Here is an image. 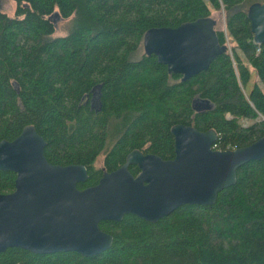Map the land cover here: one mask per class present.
<instances>
[{
  "label": "trees",
  "instance_id": "1",
  "mask_svg": "<svg viewBox=\"0 0 264 264\" xmlns=\"http://www.w3.org/2000/svg\"><path fill=\"white\" fill-rule=\"evenodd\" d=\"M13 1L12 16L0 9V140L33 125L50 163L86 167L77 188L95 185L133 149L172 158L176 123L214 129L218 149L264 135V43L256 50L247 17L264 0ZM220 8L226 33L215 29L231 54L227 48L206 70L182 81L143 52L148 28ZM55 12L73 16L63 36H53ZM14 180L0 169V193ZM98 225L113 241L94 256L9 247L0 264H264V157L240 166L212 204H184L156 222L125 214Z\"/></svg>",
  "mask_w": 264,
  "mask_h": 264
},
{
  "label": "water",
  "instance_id": "2",
  "mask_svg": "<svg viewBox=\"0 0 264 264\" xmlns=\"http://www.w3.org/2000/svg\"><path fill=\"white\" fill-rule=\"evenodd\" d=\"M54 16L59 15L49 18ZM247 17L253 40L263 44L264 2L251 3ZM216 23L205 16L176 27L148 28L142 49L186 81L227 50L219 42ZM170 132L172 158L133 149L118 168L83 189L76 184L87 179L86 167L50 163L43 152L46 142L33 125H25L12 140H0V169L15 173L14 189L0 193V252L21 247L94 256L113 241L100 221L133 214L156 222L184 204H212L218 192L235 183L240 166L264 157V135L246 146L218 150L211 147L217 138L214 129L176 123ZM129 165L137 166L136 175Z\"/></svg>",
  "mask_w": 264,
  "mask_h": 264
},
{
  "label": "rangeland",
  "instance_id": "3",
  "mask_svg": "<svg viewBox=\"0 0 264 264\" xmlns=\"http://www.w3.org/2000/svg\"><path fill=\"white\" fill-rule=\"evenodd\" d=\"M0 9L9 16H12L15 11V3L13 0H0ZM212 16L217 21L216 29L222 30L224 33H226L224 10L222 8H220L219 10H214L212 12ZM52 20H54V24H55V31L53 33V36H63L71 28L73 23V16L68 18H61L59 16H54L52 17ZM252 77L255 80L257 79L255 72L252 73ZM241 122L243 125L247 124L246 120L245 121L241 120Z\"/></svg>",
  "mask_w": 264,
  "mask_h": 264
},
{
  "label": "built area",
  "instance_id": "4",
  "mask_svg": "<svg viewBox=\"0 0 264 264\" xmlns=\"http://www.w3.org/2000/svg\"><path fill=\"white\" fill-rule=\"evenodd\" d=\"M226 43H227V46H228V49H229V52H230V47H229V43H228V39L226 38ZM254 43L257 45V49L256 50H259V45L260 44H258V43H256L255 41H254ZM230 54H231V52H230ZM243 121H245V120H243ZM213 149H218V148H216V143L214 142L213 144H212V146H211ZM226 149H228V148H226ZM218 150H223V149H218Z\"/></svg>",
  "mask_w": 264,
  "mask_h": 264
},
{
  "label": "flooded vegetation",
  "instance_id": "5",
  "mask_svg": "<svg viewBox=\"0 0 264 264\" xmlns=\"http://www.w3.org/2000/svg\"><path fill=\"white\" fill-rule=\"evenodd\" d=\"M263 2H264V1H263ZM261 3H262V2H261ZM248 7H249V6H248ZM253 42H254V40H253ZM130 166H135V167L137 168V166H136V165H129V167H130ZM137 169H138V168H137ZM137 173H138V172H137Z\"/></svg>",
  "mask_w": 264,
  "mask_h": 264
},
{
  "label": "bare ground",
  "instance_id": "6",
  "mask_svg": "<svg viewBox=\"0 0 264 264\" xmlns=\"http://www.w3.org/2000/svg\"><path fill=\"white\" fill-rule=\"evenodd\" d=\"M144 52V51H143Z\"/></svg>",
  "mask_w": 264,
  "mask_h": 264
}]
</instances>
